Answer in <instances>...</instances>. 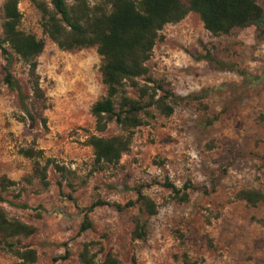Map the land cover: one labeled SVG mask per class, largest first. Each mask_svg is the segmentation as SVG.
Listing matches in <instances>:
<instances>
[{"label": "rangeland", "instance_id": "374dc122", "mask_svg": "<svg viewBox=\"0 0 264 264\" xmlns=\"http://www.w3.org/2000/svg\"><path fill=\"white\" fill-rule=\"evenodd\" d=\"M257 1L264 9V0ZM19 8L21 28L46 41L38 58L45 100L34 98L28 67L10 48L0 50L1 78L10 72L19 86L0 84V176L17 183L0 205L38 228L21 239L38 250L35 264H77L92 241L123 264L133 257L137 264H264V202L236 198L244 189L264 193V26L217 37L194 12L167 25L148 67L184 100L172 116L156 113L138 128L119 165L94 172L88 136L121 132L116 123L95 131L91 107L106 93L100 56L96 48L60 50L43 35L31 1L21 0ZM33 142L68 170L60 175L50 167L48 189L30 177L33 161L19 153ZM166 182L180 189L191 184L189 201L177 200ZM138 188L158 205L156 215L143 216L146 240L132 238L138 207H116L135 201ZM96 202L103 204L89 211ZM85 214L91 228L81 232ZM17 262L0 249V264Z\"/></svg>", "mask_w": 264, "mask_h": 264}, {"label": "trees", "instance_id": "16d2710c", "mask_svg": "<svg viewBox=\"0 0 264 264\" xmlns=\"http://www.w3.org/2000/svg\"><path fill=\"white\" fill-rule=\"evenodd\" d=\"M40 13V26L47 36L62 51L96 48L101 59L100 74L106 93L91 107L95 131L105 133L112 123L121 132L112 136L91 134L87 145L92 148L93 171H102L120 164L123 155L131 151L136 131L155 119L159 113L165 117L173 115L176 106L184 99L150 75L148 62L162 34L169 24H178L191 12L199 15L204 28L213 36H232L251 26L263 31L264 9L257 0H30ZM21 0H6L3 3V22L0 25V50L7 47L28 67L31 90L34 98L43 102L45 94L38 74V58L43 53L46 41L36 34L21 28L23 15L19 8ZM19 89L10 72L0 84ZM27 111V110H26ZM27 113H29L27 111ZM30 115V114H29ZM34 121L33 116H29ZM264 122V116H260ZM46 126V120H42ZM19 153L33 161L31 178L38 179L44 189L51 185L48 170L53 167L63 175L67 168L47 157L36 143L23 147ZM17 185L6 176H0V202L2 194ZM174 197L180 202L189 201L191 184L182 189L166 182ZM137 199L125 205H117L122 211L138 207L139 213L132 217L134 240H146L148 218L158 213L156 202L141 188L136 190ZM236 198L251 206L264 202V193L257 189H244ZM103 202L89 207L92 211ZM91 228L88 214L80 231ZM38 232L35 225L11 217L0 205V249L14 256L17 264H35L39 259L36 248L23 245L21 239L30 238ZM66 259V257L64 258ZM77 264H123L113 250L106 251L99 242H87L79 253ZM132 264H137L133 257Z\"/></svg>", "mask_w": 264, "mask_h": 264}]
</instances>
